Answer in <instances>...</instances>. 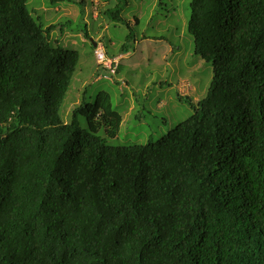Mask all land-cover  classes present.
I'll list each match as a JSON object with an SVG mask.
<instances>
[{
    "label": "trees",
    "instance_id": "obj_1",
    "mask_svg": "<svg viewBox=\"0 0 264 264\" xmlns=\"http://www.w3.org/2000/svg\"><path fill=\"white\" fill-rule=\"evenodd\" d=\"M57 25L0 0V264H264V0L190 2L213 77L145 144L97 134L122 122L106 90L89 102L85 87L62 119L79 54L50 39Z\"/></svg>",
    "mask_w": 264,
    "mask_h": 264
},
{
    "label": "rangeland",
    "instance_id": "obj_2",
    "mask_svg": "<svg viewBox=\"0 0 264 264\" xmlns=\"http://www.w3.org/2000/svg\"><path fill=\"white\" fill-rule=\"evenodd\" d=\"M191 1L26 0L27 10L38 22L58 24L50 39L79 54L60 107L62 119L70 121L85 87L89 102L99 90L108 91L122 114L116 136L106 137L103 127L97 131L108 145L157 140L188 118L213 77L212 62L193 52V36L187 29ZM117 6L122 21L110 16ZM92 41H101L108 57L121 54L115 74L96 63ZM77 120L86 127L83 112Z\"/></svg>",
    "mask_w": 264,
    "mask_h": 264
},
{
    "label": "built area",
    "instance_id": "obj_3",
    "mask_svg": "<svg viewBox=\"0 0 264 264\" xmlns=\"http://www.w3.org/2000/svg\"><path fill=\"white\" fill-rule=\"evenodd\" d=\"M97 63L106 67L111 73L115 72L118 64V59L108 58L103 50L102 44H98L94 50Z\"/></svg>",
    "mask_w": 264,
    "mask_h": 264
},
{
    "label": "clouds",
    "instance_id": "obj_4",
    "mask_svg": "<svg viewBox=\"0 0 264 264\" xmlns=\"http://www.w3.org/2000/svg\"><path fill=\"white\" fill-rule=\"evenodd\" d=\"M98 44H101V43H99V42H94L95 47H96ZM102 46H103V45H102ZM107 57H108V56H107ZM115 57L118 59V56H113V57H108V58H115ZM96 63H97V61H96ZM97 64H98L99 66H101L102 68H104L105 70H107V72L110 73L111 75L116 73V69H115V72L111 73L106 67L100 65L99 63H97ZM113 81H114V80H113Z\"/></svg>",
    "mask_w": 264,
    "mask_h": 264
},
{
    "label": "water",
    "instance_id": "obj_5",
    "mask_svg": "<svg viewBox=\"0 0 264 264\" xmlns=\"http://www.w3.org/2000/svg\"><path fill=\"white\" fill-rule=\"evenodd\" d=\"M93 45H94V43H93Z\"/></svg>",
    "mask_w": 264,
    "mask_h": 264
}]
</instances>
